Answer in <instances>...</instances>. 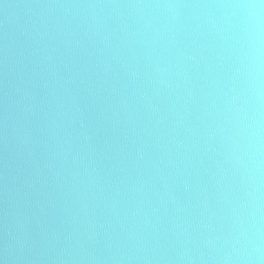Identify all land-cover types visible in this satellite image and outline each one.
I'll use <instances>...</instances> for the list:
<instances>
[{"label": "water", "instance_id": "1", "mask_svg": "<svg viewBox=\"0 0 264 264\" xmlns=\"http://www.w3.org/2000/svg\"><path fill=\"white\" fill-rule=\"evenodd\" d=\"M259 0H0L2 264H264Z\"/></svg>", "mask_w": 264, "mask_h": 264}, {"label": "clouds", "instance_id": "2", "mask_svg": "<svg viewBox=\"0 0 264 264\" xmlns=\"http://www.w3.org/2000/svg\"><path fill=\"white\" fill-rule=\"evenodd\" d=\"M241 7L249 10L250 14L253 16H258L261 10H264V0H259V3H246L241 5ZM2 264V262H0Z\"/></svg>", "mask_w": 264, "mask_h": 264}]
</instances>
